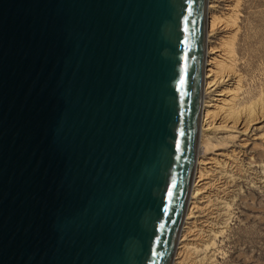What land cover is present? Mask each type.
Masks as SVG:
<instances>
[{
	"label": "water",
	"instance_id": "1",
	"mask_svg": "<svg viewBox=\"0 0 264 264\" xmlns=\"http://www.w3.org/2000/svg\"><path fill=\"white\" fill-rule=\"evenodd\" d=\"M206 3L0 0V264L172 263Z\"/></svg>",
	"mask_w": 264,
	"mask_h": 264
},
{
	"label": "bare ground",
	"instance_id": "2",
	"mask_svg": "<svg viewBox=\"0 0 264 264\" xmlns=\"http://www.w3.org/2000/svg\"><path fill=\"white\" fill-rule=\"evenodd\" d=\"M223 12L231 19L225 25L221 20ZM239 14L240 0H207L200 134L185 215L171 264H197L195 256L208 249V237L214 232L219 210L216 202L222 189L219 180L228 179L227 171L237 166L238 155L251 145L256 123L264 120L261 103L244 110L237 108L241 89L235 48ZM207 133L226 134L227 139L237 141L238 149L211 145Z\"/></svg>",
	"mask_w": 264,
	"mask_h": 264
},
{
	"label": "rangeland",
	"instance_id": "3",
	"mask_svg": "<svg viewBox=\"0 0 264 264\" xmlns=\"http://www.w3.org/2000/svg\"><path fill=\"white\" fill-rule=\"evenodd\" d=\"M221 20L223 25L231 21L226 12ZM239 28L237 108L244 110L256 103L264 105V0H240ZM252 134L253 141L238 155L237 166L227 171L228 179L219 180L218 220L208 237V249L195 256L197 264H264V120L256 123ZM207 135L215 147L238 149L237 141L226 134Z\"/></svg>",
	"mask_w": 264,
	"mask_h": 264
}]
</instances>
